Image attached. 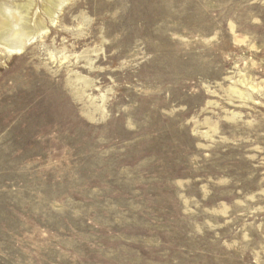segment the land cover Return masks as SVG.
I'll return each instance as SVG.
<instances>
[{
  "label": "rangeland",
  "instance_id": "374dc122",
  "mask_svg": "<svg viewBox=\"0 0 264 264\" xmlns=\"http://www.w3.org/2000/svg\"><path fill=\"white\" fill-rule=\"evenodd\" d=\"M0 6V264H264V0Z\"/></svg>",
  "mask_w": 264,
  "mask_h": 264
},
{
  "label": "bare ground",
  "instance_id": "6f19581e",
  "mask_svg": "<svg viewBox=\"0 0 264 264\" xmlns=\"http://www.w3.org/2000/svg\"><path fill=\"white\" fill-rule=\"evenodd\" d=\"M0 11L4 18L3 21H1V30L3 31L0 33V38L6 42V46L9 50H17L21 47L19 36L23 34V30L17 26V22L20 19L19 13H17V11L10 12L7 8L2 6H0Z\"/></svg>",
  "mask_w": 264,
  "mask_h": 264
}]
</instances>
